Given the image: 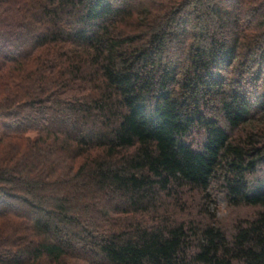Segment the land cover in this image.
Listing matches in <instances>:
<instances>
[{
	"label": "trees",
	"instance_id": "1",
	"mask_svg": "<svg viewBox=\"0 0 264 264\" xmlns=\"http://www.w3.org/2000/svg\"><path fill=\"white\" fill-rule=\"evenodd\" d=\"M262 164L264 0H0V264H264Z\"/></svg>",
	"mask_w": 264,
	"mask_h": 264
},
{
	"label": "rangeland",
	"instance_id": "2",
	"mask_svg": "<svg viewBox=\"0 0 264 264\" xmlns=\"http://www.w3.org/2000/svg\"><path fill=\"white\" fill-rule=\"evenodd\" d=\"M29 135L33 136L34 134L30 133ZM193 139L195 144L202 141V138L196 135L193 136ZM260 167L261 171L259 175L257 173V178L259 177L260 180H264V164H262ZM209 193L212 197L211 199L213 200L210 202L209 208L212 212H214L217 219V224L224 228H230L239 220L250 219L255 210H257L255 208L230 206L218 185H212Z\"/></svg>",
	"mask_w": 264,
	"mask_h": 264
}]
</instances>
